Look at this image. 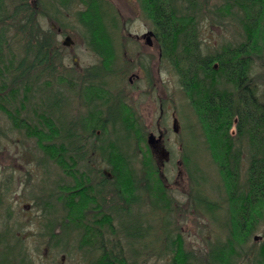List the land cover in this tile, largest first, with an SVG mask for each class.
<instances>
[{
  "label": "rangeland",
  "instance_id": "obj_1",
  "mask_svg": "<svg viewBox=\"0 0 264 264\" xmlns=\"http://www.w3.org/2000/svg\"><path fill=\"white\" fill-rule=\"evenodd\" d=\"M5 1L8 11L0 22V89L5 87L0 90V264H99L111 253L122 254L128 264H178L172 240L181 241L190 264H219L212 262L213 249L230 237L232 226L225 184L177 66L145 39L135 38L154 29L162 41L140 0H23L29 28L18 22L22 9L15 11L22 0ZM174 2L182 13L196 14L193 29L202 54L246 40L244 12L237 7L229 12L226 0ZM51 21L69 32L70 46ZM88 22L95 25L92 34ZM93 37L98 39L90 44ZM40 41H45L43 50ZM181 48L173 49L174 58ZM249 74L264 102V52L253 56ZM121 108L137 123L136 132L129 134L121 123ZM234 124L229 130L235 131L234 145L244 149L240 177L245 179L249 143ZM161 131L171 158L157 167L148 136ZM110 139L122 149L123 161L105 151ZM148 161L156 167L153 182L161 183L160 196L148 190ZM95 163L132 169L137 200L121 197L114 177L102 181L100 189L91 188L86 175L94 176ZM78 177L89 193L93 186L98 189L96 206L104 207L95 214L89 197L79 225L68 207L72 196L81 197ZM199 194L214 211H206ZM102 213L111 216L103 220ZM89 225L96 234L82 245ZM262 245L264 213L243 240L237 235L229 250L232 264H255Z\"/></svg>",
  "mask_w": 264,
  "mask_h": 264
},
{
  "label": "trees",
  "instance_id": "obj_2",
  "mask_svg": "<svg viewBox=\"0 0 264 264\" xmlns=\"http://www.w3.org/2000/svg\"><path fill=\"white\" fill-rule=\"evenodd\" d=\"M174 1L140 0L142 6L155 20L161 32V46L164 57H168L177 66L182 86L195 105L202 132L219 166L220 174L225 184L227 199L230 202L228 214L230 215L232 226L230 237L217 249H213L216 251L213 252L212 262L232 264L233 254L230 255L231 252L229 250H232L234 243L237 242V235L243 240L248 232L255 228V224L264 213V102L255 98V88L249 74L253 56L262 55L264 52V0H226L223 6L229 12L236 7L244 12L241 20L246 31V40L237 46L228 45L215 53L206 54L201 53L199 49L200 42L199 39L197 40L198 35L193 29L196 14L190 12L182 13ZM5 5H7V2L0 0V22L3 21L4 11H8ZM17 5L20 7L15 9V11L18 13L22 9L21 12L23 14L18 20L20 26L29 28L27 17L25 16V2L23 0L19 1ZM88 24L92 34V27L95 25L90 22ZM97 39V37H93L90 44H93V41ZM44 43L45 41H40L39 44L40 47L42 45V50L45 47ZM0 45H2V37H0ZM180 45L182 50H179L178 56L174 58L172 56L173 49ZM106 52H113V50L109 49ZM38 58L40 61L41 56ZM3 85V83H0V87ZM228 85L232 86V88H229ZM0 90L3 92L5 87ZM123 109L119 110L120 116H118L124 120L121 121V119V123L124 122L129 134L130 132H136L137 123L131 118L129 113L125 114L122 111ZM44 115L45 117L47 116L46 114ZM127 116L128 118H126ZM236 116L237 134H240L239 132L242 129L243 132H246L250 149L249 166L246 169L247 175L245 179L240 177V159L244 149L239 145L235 147L234 142H236L237 138L229 130ZM52 124H54V121L53 123L51 122ZM45 132L46 130H42L39 133L43 134ZM33 133H37V131L34 130ZM39 133V136L44 137ZM107 142L104 146L105 151L109 155H120L123 161L125 156L123 151H120L122 149L117 146V142L114 139L107 140ZM52 150L57 149L52 148ZM55 156L58 159L61 158L58 154ZM148 157L152 159V154H148ZM59 161L63 166H66L64 159L61 158ZM122 164L124 163H114L115 166ZM145 166L147 167L145 173L149 175L148 179L149 183H151V187L148 190L151 195L159 193L160 196L161 183L153 182L154 178L158 179L156 177V167L151 161L146 162ZM186 168L189 170L188 164H186ZM113 170L117 186L122 193L121 197H124L125 194L124 199L130 197L129 202L136 201L137 197L133 196L132 193L135 191L134 189H138V180L133 177L135 175L133 170L122 171L119 169L118 171L114 167ZM78 179L80 183H77L76 186H80L77 191L81 192V197L76 200L75 196H72L68 201V207L71 220L79 225L81 212L84 211L86 206L88 207V198H91V195L87 186L83 185L85 184L84 180L79 177ZM197 197L206 206V211H214L215 207L207 197L200 194ZM85 199L86 202L84 201ZM161 199L162 196L159 200ZM155 200L158 201L156 197ZM167 204L169 202H166ZM102 218H104L103 220L109 219L106 215H103ZM95 230L93 226L89 225L86 227V234L81 241L82 245L85 242L88 243L89 238L96 234ZM262 247L258 257L254 260L257 261L255 264H264V245ZM170 249L173 252L175 251V259L179 256L178 264H190L181 241L172 240ZM107 254L109 255V252ZM109 256L98 260V263L128 264L122 254L111 253V257Z\"/></svg>",
  "mask_w": 264,
  "mask_h": 264
},
{
  "label": "flooded vegetation",
  "instance_id": "obj_3",
  "mask_svg": "<svg viewBox=\"0 0 264 264\" xmlns=\"http://www.w3.org/2000/svg\"><path fill=\"white\" fill-rule=\"evenodd\" d=\"M51 22L53 24V28L57 29V33H60V34L65 33L66 36H65L64 40L62 41V43L65 46H67V45L70 46L74 41L72 40V37L69 34V32L64 30L60 26H56L54 21H51ZM150 30L152 31V34L150 36H147L146 32L150 31ZM147 31L143 32L141 35L135 34V38L136 39H145L146 44H148L150 48L152 47L153 49H157L158 55L161 57L162 56V46L160 45V37L157 35V31L154 29H148ZM128 34H129V32H128ZM130 35H133V34L130 32ZM67 36L71 37V39L69 41H66ZM74 61H75V58H74ZM176 125H177V123H176ZM161 132L162 133H160L158 135V137H156L159 139H155L154 147H153L154 157L156 159V163L158 164L157 167H159L161 165H165V163H167V161H169V159L171 158L169 150L164 145V132L163 131H161ZM96 139H97V137H96ZM176 163H177L178 167H181L182 166V159L181 158L178 159ZM91 168H92L91 169L92 173L93 172L95 173L94 176H87L88 174L86 175V178L89 177L88 181H87L89 183H87V184H89L91 188H92V185L96 184L95 186L100 189L101 187H103L105 185L104 184L102 186V181H104L107 184L108 180H112V178L114 177V172H113L114 170H113V167L111 164L108 165V164H96L95 163V164L91 165ZM80 170H83V169H80ZM160 170L162 171V168H160ZM81 176H82V174H81ZM164 180H167L166 176L164 177ZM107 186L108 185H106V187ZM91 191H92V192H90L91 199L92 200L94 199L93 200L94 205L92 206V211L95 214H97L98 212H103V208H104L103 206H96V201L99 198L98 189H94V186H93V190H91ZM100 203L101 202L99 201V204ZM110 213L114 214L113 209L110 211ZM111 214L102 213V215H106L107 217L108 216L110 217Z\"/></svg>",
  "mask_w": 264,
  "mask_h": 264
},
{
  "label": "water",
  "instance_id": "obj_4",
  "mask_svg": "<svg viewBox=\"0 0 264 264\" xmlns=\"http://www.w3.org/2000/svg\"><path fill=\"white\" fill-rule=\"evenodd\" d=\"M152 34V31H149V32H146V35L147 36H150ZM70 40V37L67 36V40L66 41H69ZM67 43V42H66ZM176 122H177V119L175 118V122H174V129L175 131H177V125H176ZM155 139H159V138H156L155 134L153 132H151L148 136V142L151 144V146L154 147V141Z\"/></svg>",
  "mask_w": 264,
  "mask_h": 264
},
{
  "label": "bare ground",
  "instance_id": "obj_5",
  "mask_svg": "<svg viewBox=\"0 0 264 264\" xmlns=\"http://www.w3.org/2000/svg\"><path fill=\"white\" fill-rule=\"evenodd\" d=\"M255 98H257L258 100H260V98H259L258 95H255ZM260 101H262V100H260ZM233 122L235 123L234 125L237 127V116L234 118ZM231 134L235 136V131L234 132H231ZM235 147H237V145ZM187 164H188V162H187ZM75 194H76V192H75Z\"/></svg>",
  "mask_w": 264,
  "mask_h": 264
}]
</instances>
